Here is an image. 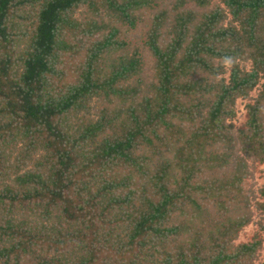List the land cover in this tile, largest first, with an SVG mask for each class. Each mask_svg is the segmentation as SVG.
Instances as JSON below:
<instances>
[{
    "label": "trees",
    "instance_id": "obj_1",
    "mask_svg": "<svg viewBox=\"0 0 264 264\" xmlns=\"http://www.w3.org/2000/svg\"><path fill=\"white\" fill-rule=\"evenodd\" d=\"M263 165L264 0H0V264H264Z\"/></svg>",
    "mask_w": 264,
    "mask_h": 264
},
{
    "label": "rangeland",
    "instance_id": "obj_2",
    "mask_svg": "<svg viewBox=\"0 0 264 264\" xmlns=\"http://www.w3.org/2000/svg\"><path fill=\"white\" fill-rule=\"evenodd\" d=\"M244 106L245 104L242 101H240L238 104V109H239L238 124L243 122L245 119ZM256 179L259 185L264 184V165L259 167L257 171ZM257 231H258V226L256 224L255 225L252 224L248 226L241 232L238 242H241V243L250 242L254 238ZM260 237L263 240V247H264V232L261 233ZM263 254H264V251H263Z\"/></svg>",
    "mask_w": 264,
    "mask_h": 264
}]
</instances>
